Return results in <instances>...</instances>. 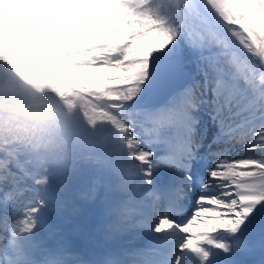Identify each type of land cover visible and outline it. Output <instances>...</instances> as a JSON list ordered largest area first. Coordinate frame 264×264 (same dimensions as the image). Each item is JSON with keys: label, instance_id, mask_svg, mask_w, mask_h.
I'll return each instance as SVG.
<instances>
[{"label": "snow or ice", "instance_id": "obj_1", "mask_svg": "<svg viewBox=\"0 0 264 264\" xmlns=\"http://www.w3.org/2000/svg\"><path fill=\"white\" fill-rule=\"evenodd\" d=\"M0 264H264V0H0Z\"/></svg>", "mask_w": 264, "mask_h": 264}]
</instances>
